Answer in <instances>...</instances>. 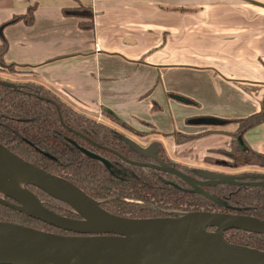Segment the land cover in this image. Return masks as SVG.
<instances>
[{
  "label": "crops",
  "instance_id": "crops-1",
  "mask_svg": "<svg viewBox=\"0 0 264 264\" xmlns=\"http://www.w3.org/2000/svg\"><path fill=\"white\" fill-rule=\"evenodd\" d=\"M80 4L94 10L93 29L64 13ZM31 6L32 23H7ZM3 38L4 61L23 73L0 78L42 85L86 116L105 120L108 108L134 128L149 122L156 129L150 137L185 165L209 164L181 148H228V132L238 127H206L200 116L241 118L264 108V0H0V45ZM180 72L196 77L180 82ZM179 95L203 112L185 111L178 121L179 108L190 107ZM177 132L208 133L177 143ZM242 138L264 153V122Z\"/></svg>",
  "mask_w": 264,
  "mask_h": 264
},
{
  "label": "water",
  "instance_id": "water-1",
  "mask_svg": "<svg viewBox=\"0 0 264 264\" xmlns=\"http://www.w3.org/2000/svg\"><path fill=\"white\" fill-rule=\"evenodd\" d=\"M0 85L16 86L14 82L2 79ZM59 117L65 125L61 113ZM204 121L219 123L211 117L196 120L198 123ZM68 128L94 142L83 133ZM129 143L139 148L134 141ZM96 146L112 151L130 163L153 166L133 162L104 145ZM81 150L107 163L100 155L85 148ZM161 164L158 168L181 177L195 191L214 200L217 198L206 192L204 186L231 184L264 188V172L240 176L203 171L199 174L207 179H201L165 162ZM2 167L14 169L31 180L24 190H19L8 183L0 171L1 204L72 233H57L0 220V264H264V250L234 244L225 238V232L230 229L264 234V219L257 216L195 210L177 216L127 218L110 212L100 201L65 178L35 165L0 142V169ZM28 183L67 203L79 217H68L47 207L27 189ZM71 187L84 198L77 199Z\"/></svg>",
  "mask_w": 264,
  "mask_h": 264
},
{
  "label": "trees",
  "instance_id": "trees-1",
  "mask_svg": "<svg viewBox=\"0 0 264 264\" xmlns=\"http://www.w3.org/2000/svg\"><path fill=\"white\" fill-rule=\"evenodd\" d=\"M64 13L78 17L79 25L83 29L94 28L95 15L91 7L80 4L77 7L66 8ZM19 20L27 24L32 23L34 7L27 8L26 13L14 16L7 23ZM2 40L0 70L19 72L17 64L4 61L7 42L4 38ZM15 84V87L0 85V142L35 165L65 178L90 197L100 201L110 212L127 218H151L177 216L195 210H210L249 214L264 219V189L261 188L231 184L204 186L206 192L217 198L214 200L177 184L151 179L142 182L129 181L109 175L107 165L101 160L87 156L77 145L59 143L86 142L80 135L72 133L68 127L108 146L125 145L122 139L124 136L117 135L115 132L117 130L109 125L96 123L92 118L78 112L42 85ZM48 99L54 100L55 103ZM191 102L194 103V100ZM59 113L62 114L65 125L62 124ZM103 114L123 127L139 132L108 108H103ZM211 118L219 120L217 124H238L236 130L228 132L232 138L231 150H221L229 156L232 164L264 167V153L250 148L242 138L245 132L264 122V108L241 118ZM143 123L150 125L153 132H156L151 123L145 121ZM176 135L183 137L182 141L200 136L181 132H177ZM204 160L211 162V157L205 156ZM27 188L55 212L68 217H79L67 203L37 185L28 183ZM47 199L53 200V203ZM8 200L14 201L11 198ZM0 220L57 233H72L1 203ZM225 238L234 244L264 250V234L261 233L230 229L225 232Z\"/></svg>",
  "mask_w": 264,
  "mask_h": 264
},
{
  "label": "rangeland",
  "instance_id": "rangeland-1",
  "mask_svg": "<svg viewBox=\"0 0 264 264\" xmlns=\"http://www.w3.org/2000/svg\"><path fill=\"white\" fill-rule=\"evenodd\" d=\"M18 71L19 72H7L4 70L3 71L0 70V72H6V73L10 74V76L11 75L18 76V77L22 76L21 74L23 73V71H21V69H18ZM195 77L196 76H193V75H190L187 73H182V72H180L178 74V78H179L180 82H185L186 80L194 79ZM10 78L15 79L12 77H10ZM0 79H2V78H0ZM2 80L11 81L14 83H31L28 81H26V82L25 81H12V80H8V79H2ZM176 97L179 98L181 100V102H183V104H186V106L188 104H189L188 106H190L187 109H184L182 107L179 108V115H174V117L177 118L178 121L180 119H182V115L185 111H190L192 113H198V112H203V110L205 108V107H203V105L200 102H197L196 100H194V103H193V102H191L193 99L190 100V99L186 98L185 96H182V97L176 96ZM169 116L172 117L173 113H171V114L169 113ZM87 117L92 118L94 121H96V123H101V124L104 123L106 125H109L111 128L117 130V131H115V132H117V135L119 134V135L125 136L127 139L133 140L134 142L140 144L142 147L143 146L144 147H151V146L157 145V143H159L156 141V139L150 137V135H152L154 132H153L151 126L148 124L143 123L144 129L141 128L142 130L138 129L139 132H135L133 130H129V129L123 127L122 125H120V123L113 121V120L107 118L106 116L105 117L107 119H105V120H103L101 118H96L95 116H87ZM200 117H202L203 120H206V118H208L206 116H200ZM171 119L174 120L173 117ZM202 123L204 125H206V127H208V124L205 123V121ZM182 124L184 125V127L192 126L190 124H187L184 120H183ZM171 125L173 126V127H171V130H177L179 128V125H177L175 123H172ZM199 125H201V124H199ZM222 127L214 129V131H223ZM163 128L167 131L170 130L166 126H164ZM158 130H161V129L158 128ZM208 132H210V131H208ZM208 132H201L199 134L200 135L199 137L207 134ZM187 135H196V134H187ZM174 136L176 138L177 143H184V142L192 140V139H190L187 141H182L184 139L183 137L176 135V134ZM159 145L161 146V143L158 144V146ZM160 146H159V148L161 150L162 148ZM172 147L173 146L170 145L169 149H171ZM218 147H222V146H218ZM231 148H232V145H230L228 148H216V147H214V148H211L210 150L208 149L206 152L205 145H197V146L188 145L187 147H183L180 149L182 153L185 152L187 157L189 156L192 158H194V157L199 158L200 156L205 157V156L209 155L211 157V160H210L211 162H207L204 160V163H208L209 165L197 163L194 166L193 165L189 166V165L179 163L178 161H175V162L180 167L179 168L180 170H182V171L183 170H191L193 172V174L196 175V177H199V175H200L199 173H201L203 171H211V172H215V173H225V174H233V175H240V176H243V175H246L249 173L264 172V167L258 168V167L253 166V165H246L245 166V165L232 164L233 162L229 158V156L225 155L224 152H221V150L229 151V150H231ZM106 155L110 156V154H106ZM107 160L109 161V164H107L108 174L111 176L117 177V178L126 179L129 181H137L140 178L141 174H144V175L153 174L154 176L158 175V176H160V178H165L168 176V175H165V174H162V173L156 171L155 169H147V168L138 169L136 167H133L132 165H129L128 163H125L124 161H117L114 163V162H112V159L107 158ZM169 177H170L169 180L174 181V184H177V185H180L183 187H187V185H188L186 183V181L179 176L169 175ZM171 178H173V179H171ZM252 188H255V187H252ZM193 190H195L194 187H193ZM47 200L49 202L53 203L52 202L53 200H50V199H47ZM39 229L47 230L44 228H39ZM47 231H51V230H47ZM53 232H55V231H53Z\"/></svg>",
  "mask_w": 264,
  "mask_h": 264
},
{
  "label": "flooded vegetation",
  "instance_id": "flooded-vegetation-1",
  "mask_svg": "<svg viewBox=\"0 0 264 264\" xmlns=\"http://www.w3.org/2000/svg\"><path fill=\"white\" fill-rule=\"evenodd\" d=\"M72 133H74V132H72ZM74 134H76V133H74ZM83 139L86 142H75V141L71 142L70 141V142L59 143V145H77L80 149L85 148V149H87V150H89V151H91V152H93L95 154L100 155L103 159H105L106 162H107V163H105L106 165L109 164V161L107 160V158H108V159H112V162H114V163L117 162V161H124L125 163H128L129 165H132L133 167H136L138 169H143V168L155 169L156 171H158V172H160L162 174L168 175L165 178H160V176H158V175L154 176L153 174H148V175L141 174L140 178L137 180L139 182H142V181L147 180V179H151V180H160V181L162 180L161 182H168V183L174 184V181H170L169 180V178H170L169 175H175V174L163 171L160 168H158V167L162 166V164H161L162 162H165L168 165L174 166L177 169L180 168L178 166V164L173 159H171L169 157V155L167 154V152H166V150H165L163 145H161V146L159 145L162 148L160 150L158 144L154 145V146H151V147H144V146L142 147L140 144L137 143L138 144L137 146L139 147V148H137L136 145H131L129 143V142H131L133 140L127 139L125 136L122 137V139L124 140V144L125 145L119 144V145H111V146L109 145L108 146V145H104V144H102L100 142H97V141L93 140L92 138L91 139L94 142H90V141L86 140L85 138H83ZM96 145H104L106 147H109L110 149H112L114 151H117L119 154L123 155L124 157L128 158L129 160H131L133 162L152 164L153 166L155 165V167H153V166H139V165H136L134 163H130V162L126 161L125 159H123L122 157H120L118 154H116V153H114L112 151H108V150L102 149L100 147H97ZM106 154H110V156H108ZM89 157H91V156H89ZM91 158H93V157H91ZM182 172L196 177V175H194L191 170H183ZM249 174H252V173H249ZM199 178L207 179V178H205L203 176H200V175H199ZM171 179H173V178H171ZM244 180L251 181L252 179L245 178ZM186 183L188 184L187 185L188 188L187 187H184V188H186L188 190H193V186L191 184H189L188 182H186ZM247 187H256V186H247ZM256 188H261V187H256ZM261 189H264V188H261Z\"/></svg>",
  "mask_w": 264,
  "mask_h": 264
},
{
  "label": "bare ground",
  "instance_id": "bare-ground-1",
  "mask_svg": "<svg viewBox=\"0 0 264 264\" xmlns=\"http://www.w3.org/2000/svg\"><path fill=\"white\" fill-rule=\"evenodd\" d=\"M0 171L5 180L19 190H24L25 184L31 180L30 177L8 167H2ZM71 192L79 200L84 198V195L81 192L77 191L74 187H71Z\"/></svg>",
  "mask_w": 264,
  "mask_h": 264
}]
</instances>
